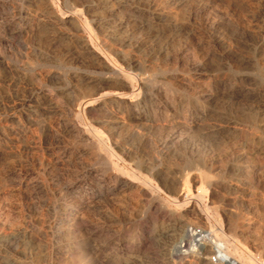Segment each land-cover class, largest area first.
Masks as SVG:
<instances>
[{"label": "rangeland", "instance_id": "374dc122", "mask_svg": "<svg viewBox=\"0 0 264 264\" xmlns=\"http://www.w3.org/2000/svg\"><path fill=\"white\" fill-rule=\"evenodd\" d=\"M109 1L0 0V264H264V0Z\"/></svg>", "mask_w": 264, "mask_h": 264}, {"label": "bare ground", "instance_id": "6f19581e", "mask_svg": "<svg viewBox=\"0 0 264 264\" xmlns=\"http://www.w3.org/2000/svg\"><path fill=\"white\" fill-rule=\"evenodd\" d=\"M106 2V1H105ZM110 2H112V0L111 1H109V4H111ZM105 4V3H104ZM108 4V5H109ZM69 19V18H68ZM69 21V20H68ZM87 47V46H86ZM87 49V48H86ZM130 79V78H129ZM134 80V79H133ZM131 83V82H130ZM131 86H133V84H131ZM134 91V90H133ZM132 91V92H133ZM104 97H110V98H118V99H120V98H122V93H119V92H114V93H111V94H103L102 96H100V98H104ZM93 101H95V99H93V100H85V101H83L81 104H80V107H81V112H82V116L84 117V114H85V112L87 111V109L88 108H91V107H89L92 103L91 102H93ZM142 113V112H141ZM137 114V113H136ZM132 115V114H131ZM136 116V115H135ZM137 117H139L138 115H137ZM140 118H142V117H140ZM117 158V157H116ZM133 174V173H132ZM131 174V175H132ZM133 176V175H132ZM134 178V177H133ZM188 178H189V181H191L192 182V184H195L196 183V176H195V174L194 173H191L189 176H188ZM145 179V178H144ZM188 182V181H187ZM186 182V183H187ZM147 183L149 184V186H151L150 187V189L151 190H156V188L154 187V186H152L151 185V183H150V181H147ZM186 186V185H185ZM184 185L183 186H177L176 187V190L177 191H179L180 193H181V196H183V197H186V198H192V196H191V190H190V188H187L186 189V187H185ZM203 189H201L200 190V194H201V191H202ZM203 192V191H202ZM137 194H138V190L137 191H134V193H133V195H134V197H136L137 196ZM194 198V197H193ZM188 200V199H187ZM190 200V199H189ZM177 202V201H176ZM187 202V201H186ZM179 205V204H178ZM191 212V211H190ZM193 212V211H192ZM191 212V213H192ZM191 213H189V214H191ZM194 213H195V211H194ZM205 213H207L206 212V210H205ZM196 215L197 216H200V213H196ZM181 222V221H180ZM181 225V224H180ZM182 225H185L184 223L182 224ZM179 228H182V227H179ZM183 229V228H182ZM174 231H175V229H173ZM180 230V229H179ZM172 231V230H171ZM176 232V231H175ZM182 232H183V230H182ZM184 237H186V236H190L191 237V239L189 240V244L191 245L189 248H187L186 250H183V246H184V244H178L177 246V249L178 250H176L175 251V255H181V256H183V255H186V254H188V253H193V252H195L196 253V251L195 250H197V254L199 255V254H201L203 251L204 252H206V251H208V242L207 241H211V243L213 244V249L215 248V252H216V254L218 255V257H219V262L220 263H222V262H224L225 264H242V263H239L236 259H235V257H237L241 262H244V264H255V262L254 261H252V258L250 259V258H246L244 255H243V253L241 254V252L240 253H238V251H239V249H238V247L237 246H235V245H230L231 247H229V245L226 243V245H223V243H217V244H214V242L212 241V239H210V237H209V233L208 232H206V231H204V233L203 234H201V233H196V232H191L190 231V229L187 227V225H185V228H184ZM173 234H176V233H173ZM168 236H169V234H167ZM172 236V235H171ZM183 240H185L184 238H183ZM212 249V250H213ZM221 249H223V252H222V250ZM211 250V251H212ZM178 251V252H177ZM176 257V256H175ZM203 257V255H200L199 256V258H202ZM203 259H204V257H203ZM210 264H213V263H211V262H209Z\"/></svg>", "mask_w": 264, "mask_h": 264}, {"label": "built area", "instance_id": "2783aa9c", "mask_svg": "<svg viewBox=\"0 0 264 264\" xmlns=\"http://www.w3.org/2000/svg\"><path fill=\"white\" fill-rule=\"evenodd\" d=\"M191 232H196V233H199L200 230L199 229H196V228H189ZM209 262L213 263V264H216L219 262V257L217 254H214L212 255L210 258H209Z\"/></svg>", "mask_w": 264, "mask_h": 264}]
</instances>
